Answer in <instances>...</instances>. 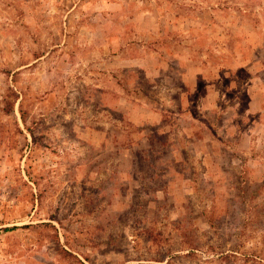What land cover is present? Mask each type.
Segmentation results:
<instances>
[{
    "label": "rangeland",
    "instance_id": "obj_1",
    "mask_svg": "<svg viewBox=\"0 0 264 264\" xmlns=\"http://www.w3.org/2000/svg\"><path fill=\"white\" fill-rule=\"evenodd\" d=\"M0 264H264V0H0Z\"/></svg>",
    "mask_w": 264,
    "mask_h": 264
},
{
    "label": "trees",
    "instance_id": "obj_2",
    "mask_svg": "<svg viewBox=\"0 0 264 264\" xmlns=\"http://www.w3.org/2000/svg\"><path fill=\"white\" fill-rule=\"evenodd\" d=\"M4 230H8V229H4ZM62 253H63V255L70 256V254L65 252V251H62Z\"/></svg>",
    "mask_w": 264,
    "mask_h": 264
}]
</instances>
